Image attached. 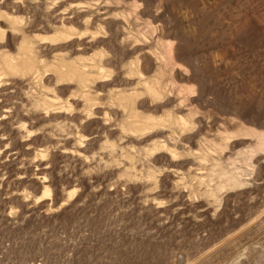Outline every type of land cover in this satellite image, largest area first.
Masks as SVG:
<instances>
[{
    "label": "rangeland",
    "instance_id": "obj_1",
    "mask_svg": "<svg viewBox=\"0 0 264 264\" xmlns=\"http://www.w3.org/2000/svg\"><path fill=\"white\" fill-rule=\"evenodd\" d=\"M0 264H264V0H0Z\"/></svg>",
    "mask_w": 264,
    "mask_h": 264
},
{
    "label": "bare ground",
    "instance_id": "obj_2",
    "mask_svg": "<svg viewBox=\"0 0 264 264\" xmlns=\"http://www.w3.org/2000/svg\"><path fill=\"white\" fill-rule=\"evenodd\" d=\"M20 49L22 50V53H23V56L21 58V64H18V63H13L12 61L10 60H5L3 63H2V68L4 69H9V70H29V71H33L35 69L34 65H29L26 62V60H29L31 59V54L34 53V48L31 44V42L27 39V38H23L22 42H21V45H20ZM23 62V64H22ZM71 72V71H70ZM72 75L74 76H77L79 77V80L81 82H85L87 80V78H85L84 76L78 74V72L76 70L72 71L71 72ZM84 75L85 73L82 72ZM148 90L150 92H153L154 89L149 87ZM46 193L47 194H50V190L47 189L46 190Z\"/></svg>",
    "mask_w": 264,
    "mask_h": 264
}]
</instances>
